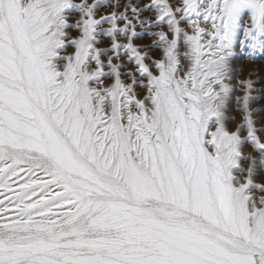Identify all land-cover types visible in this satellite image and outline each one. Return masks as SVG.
I'll list each match as a JSON object with an SVG mask.
<instances>
[{
	"label": "snow or ice",
	"instance_id": "snow-or-ice-1",
	"mask_svg": "<svg viewBox=\"0 0 264 264\" xmlns=\"http://www.w3.org/2000/svg\"><path fill=\"white\" fill-rule=\"evenodd\" d=\"M237 44L264 0H0V264H264Z\"/></svg>",
	"mask_w": 264,
	"mask_h": 264
},
{
	"label": "rangeland",
	"instance_id": "rangeland-1",
	"mask_svg": "<svg viewBox=\"0 0 264 264\" xmlns=\"http://www.w3.org/2000/svg\"><path fill=\"white\" fill-rule=\"evenodd\" d=\"M259 51V52H258ZM264 49H258L256 51L255 58L258 57L260 53H262ZM236 65V66H235ZM233 67L234 69H238V71L234 72V78L232 80V85L236 87V91L234 93L235 96H241L243 94V89L239 87L238 82L245 81L247 79H250L252 81H261L260 83H257L255 85L257 91L253 93V95H259V89L263 87L264 85V80H262V77H255L251 71H252V61H250L247 57L246 54L241 53L239 51V44H237V52L236 56L233 62ZM251 74V76H250ZM259 104V105H258ZM256 110L259 112L260 111V103L258 102L257 104L254 105ZM228 119H227V127L229 130H235L239 123L242 122V115L239 111L236 110V105L233 104L228 112ZM249 152L251 151L250 149L248 150Z\"/></svg>",
	"mask_w": 264,
	"mask_h": 264
},
{
	"label": "bare ground",
	"instance_id": "bare-ground-1",
	"mask_svg": "<svg viewBox=\"0 0 264 264\" xmlns=\"http://www.w3.org/2000/svg\"><path fill=\"white\" fill-rule=\"evenodd\" d=\"M251 72L256 75L255 77H264V51L260 53L257 58H255V62H252Z\"/></svg>",
	"mask_w": 264,
	"mask_h": 264
}]
</instances>
